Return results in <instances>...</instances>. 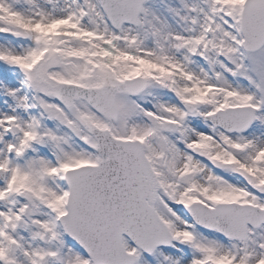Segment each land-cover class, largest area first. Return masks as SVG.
Returning a JSON list of instances; mask_svg holds the SVG:
<instances>
[{
  "label": "snow or ice",
  "instance_id": "6c2138e0",
  "mask_svg": "<svg viewBox=\"0 0 264 264\" xmlns=\"http://www.w3.org/2000/svg\"><path fill=\"white\" fill-rule=\"evenodd\" d=\"M0 264H264V0H0Z\"/></svg>",
  "mask_w": 264,
  "mask_h": 264
}]
</instances>
